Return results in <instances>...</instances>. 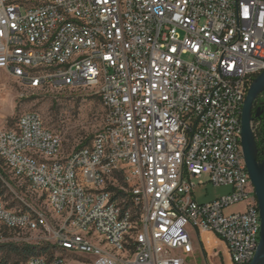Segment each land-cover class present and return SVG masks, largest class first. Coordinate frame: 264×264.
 Instances as JSON below:
<instances>
[{
  "label": "built area",
  "instance_id": "built-area-1",
  "mask_svg": "<svg viewBox=\"0 0 264 264\" xmlns=\"http://www.w3.org/2000/svg\"><path fill=\"white\" fill-rule=\"evenodd\" d=\"M263 71L264 0H0V72L27 93L88 92L103 109L68 156L36 113L0 130L2 183L30 193L15 195L22 209L0 197V243L41 235L91 264H187L193 231L249 264L260 220L241 114ZM203 175L231 193L195 202Z\"/></svg>",
  "mask_w": 264,
  "mask_h": 264
},
{
  "label": "rangeland",
  "instance_id": "rangeland-1",
  "mask_svg": "<svg viewBox=\"0 0 264 264\" xmlns=\"http://www.w3.org/2000/svg\"><path fill=\"white\" fill-rule=\"evenodd\" d=\"M188 60L187 57L184 58ZM21 94H24L21 96ZM24 113H36L41 118L43 125L58 135L62 141V155L68 156L77 150L81 144L89 145L95 132L103 122V109L99 99L88 92L61 91L55 94H32L24 92L16 82L6 73L0 72V130L14 128L18 118ZM2 172L8 177L7 172L0 162ZM11 182L10 194H4L6 204H13V208L22 209V203L17 200L29 199L27 189L18 188ZM202 185L197 186L193 193V200L197 203H209L231 193L230 187H216L208 182V177L203 175L200 180H194ZM2 199V198H1ZM3 200V199H2ZM43 208L42 204H37ZM241 206L228 209V213L241 210ZM0 234L9 235V232L0 227ZM41 235H11L10 240L0 244H14L19 246L24 243L38 244ZM193 254L186 255L187 264H230L229 255L224 243L211 233L190 231ZM7 242V243H6ZM42 245V243H40ZM5 252V251H4ZM0 252V260L8 256L7 264H23L26 260L13 254L5 255ZM49 264L55 258L63 264H91V260L83 255L50 250L43 256Z\"/></svg>",
  "mask_w": 264,
  "mask_h": 264
},
{
  "label": "water",
  "instance_id": "water-1",
  "mask_svg": "<svg viewBox=\"0 0 264 264\" xmlns=\"http://www.w3.org/2000/svg\"><path fill=\"white\" fill-rule=\"evenodd\" d=\"M262 93H264V71L253 80L241 114L240 144L246 171L254 188L260 220L259 241L249 264H264V162L257 159L256 140L251 129L252 120H260L263 114V102L258 100Z\"/></svg>",
  "mask_w": 264,
  "mask_h": 264
},
{
  "label": "trees",
  "instance_id": "trees-1",
  "mask_svg": "<svg viewBox=\"0 0 264 264\" xmlns=\"http://www.w3.org/2000/svg\"><path fill=\"white\" fill-rule=\"evenodd\" d=\"M99 99V98H98ZM100 101V100H99ZM87 146L86 144H81L78 149L83 148ZM256 147H257V159L258 161L264 162V114L262 115L260 119V128L256 133ZM7 180V177L2 172L0 168V197L3 199V201H6V197H4V194L7 193L10 194L9 190L6 188V186L2 183V180ZM8 208H13V204H7ZM56 248L50 244H28L24 243L19 246H16L14 244H0V252H4L5 255L13 254L16 256H21L26 261L30 258H36V257H43L44 255H47L50 250H55ZM8 256H5L0 260V264H7Z\"/></svg>",
  "mask_w": 264,
  "mask_h": 264
}]
</instances>
